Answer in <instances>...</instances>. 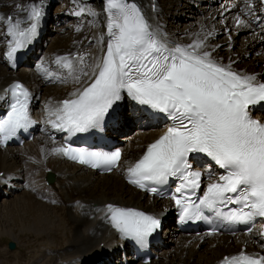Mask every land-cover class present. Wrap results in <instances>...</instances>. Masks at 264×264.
I'll use <instances>...</instances> for the list:
<instances>
[{"label":"snow or ice","instance_id":"snow-or-ice-1","mask_svg":"<svg viewBox=\"0 0 264 264\" xmlns=\"http://www.w3.org/2000/svg\"><path fill=\"white\" fill-rule=\"evenodd\" d=\"M25 11L23 20L0 17V21L6 20L7 35L11 37L6 53L10 61L36 38L44 16L40 4H31ZM85 11L82 7L77 14ZM104 11L108 41L103 55L91 64L83 54L55 60L76 83L83 77L89 82L72 92L69 99L59 101L54 109L49 108V116L54 117L49 119L52 127L71 136L99 128L105 117L119 122L122 116L117 102L126 93L138 104L166 114L172 122L127 167L130 184L156 193V185L177 178L180 183L175 192L179 195L173 194L171 199L185 220L208 219L205 210L229 224L264 218V122L250 113V106L264 103V82H258L256 75L233 70L231 63L224 65L215 60L205 50L206 37L188 45H169L131 0H105ZM236 23L248 26L239 16ZM41 71L49 78L54 75L43 66ZM5 92L10 94L11 103L0 116V145L33 123L29 89L15 82ZM51 153L108 172L119 166L122 156L119 150L91 151L71 146L54 147ZM199 154L211 158L224 172L218 177L209 174L211 182L203 196L194 200L203 175L193 166ZM230 204L238 207L223 211ZM106 213L122 237L141 244L161 228L160 218L137 209L108 204ZM215 234V228L208 233ZM221 264H264V255L241 250L237 255L225 256Z\"/></svg>","mask_w":264,"mask_h":264},{"label":"bare ground","instance_id":"bare-ground-1","mask_svg":"<svg viewBox=\"0 0 264 264\" xmlns=\"http://www.w3.org/2000/svg\"><path fill=\"white\" fill-rule=\"evenodd\" d=\"M3 1V4L8 2L7 0H0V6H2ZM74 1L77 2L78 7L87 9V11L83 13L88 15V18L76 21L75 29H77L76 31L78 34H75V42L68 49L64 48L61 52L57 51L59 53L57 57L73 56L77 50L79 54L85 55L87 62L91 64L94 58L103 55L108 41L106 29L107 14L104 11L105 0ZM150 1H152V3L149 2L151 3L150 5L145 3L143 6L157 17V22L151 21L152 29L159 33L160 37L165 42L169 43V45H188L193 43L196 39H205L206 37L205 50L210 51L215 60L224 65L231 63L233 70L243 74L256 75L258 82L264 81L253 69H248L244 65L236 64L234 60L230 58L233 52L231 48H229V55L220 57L219 50L217 49L216 51H218V53H215L209 40L212 35H217L219 31L213 25L215 24L214 20L216 18H220L221 23L228 22V25L230 23L236 28L242 27L237 26L236 23V17L239 16L242 20L247 22L248 26L243 27V31H249V33H251V47L254 50L264 53V41L262 36L264 35V0H227L221 5L215 0H176L177 3H173L170 6L159 4L158 1L160 0ZM10 2L12 3V10H10L9 6H2L0 8V15L2 17L6 18L12 15L14 19L23 20L27 15L25 9L29 7L23 10L21 9L34 3L40 4L44 10V16L40 22L38 35L27 47L21 50L25 53H29L28 59L31 61L30 58L36 57L39 49L45 45L44 42L46 39L43 40L44 33L48 34L50 32L47 28V22L50 20L48 17V9L52 0H21L20 2ZM249 3L251 7H249ZM163 7L165 10H163ZM172 15H176L174 17L176 25L186 22L185 16L186 19L187 16L196 19L194 23L190 21L186 24L187 28L183 33H187L190 30L188 34H185L188 36L187 38H177L172 35L176 32H171L172 34H170L166 32V28L160 27V24ZM98 16L102 19L100 20L102 22L97 23L96 18ZM61 20L62 19L58 21L57 26H59ZM0 24V30H2L0 33V43L1 47L4 46L3 50L5 51L3 56L4 65H2L9 71L4 72L3 68L0 66V116L10 103V95L5 92V89L15 82H20L28 86L31 92L32 99L30 111L33 114V119L38 125L33 141H27L23 146L7 148L0 146V201L2 199L8 201L9 198L14 197V200H11L12 208H15L18 212H23V217L26 213L31 215L33 221L31 227L41 229L40 236H46V234L54 230L52 227L48 229V223L50 225L51 222H49V220L55 222L53 221V215H50L51 211L59 216L63 214L61 217L68 219L72 236L67 233L68 231L64 233V239H68V241H66V247L64 246V249L62 247L61 249H54L41 246L40 254L33 260V264H123L119 256H121V252L131 249L130 243L127 238L122 237L121 234L112 227L107 218L106 206L108 204H113L118 207L137 209L145 213L169 211V215L167 216L169 218H167V220L170 219L172 214V206L169 200H165L162 203H157L155 200H152L145 204L142 200L144 194L132 188L125 180L127 167L133 164L134 161L146 151L149 144L160 137V131L155 134L156 131L153 128L150 117L146 115L151 109L146 105H140L133 101L126 93L122 94L124 98L117 103L122 107L120 114L123 121L120 119L117 125L114 124L112 126L113 130H111V134L116 135L117 133L125 131V123L130 119L125 117L124 114L126 111H124L123 108L129 106V110L132 112L127 115V117L132 119L137 117L136 111H138L141 114V116L138 117L148 119L146 120L147 122L140 126L143 127L144 131L141 133V136H144L145 139L140 144L128 143L129 145L125 148L123 158L117 170L113 173L104 176H92L90 172V175H85L81 173L85 168L77 165L75 166L77 169L75 174L81 177L80 179L78 178L79 180L77 177L73 178V172H66L65 170L67 167L65 168L62 166V163L65 161L64 156L51 153L52 148L64 146L63 139L65 138V132L53 128L49 123L50 118L54 119V117L49 116V108L51 107L54 109L59 101L69 99L72 92L86 86L89 82L88 78L83 77L79 83H76L71 76H68L66 70H60L57 64H48L46 62L47 64L43 65L42 60L34 64L38 66V70H35L31 74L27 75L26 72H16L11 65L12 61L8 60L6 55L8 42L11 39V37L7 35L8 25L7 22L4 23L3 21H0ZM218 25L217 23V26ZM26 26L27 24H22V27ZM219 26L221 27V25ZM224 27L226 28V26ZM240 30L242 29L240 28L239 31ZM252 32H254V34H252ZM209 33H211V35H208ZM218 46L220 49L225 48H223L222 44ZM225 49H227V47ZM227 51L228 50H224V52ZM42 66L54 75L49 78L41 71ZM51 66L56 68L52 69L53 67ZM240 67L245 68V70ZM45 82L58 83L59 85L56 92L50 90V93H52L51 97H47L50 96L47 95V93H45L47 96H41L40 94L41 87ZM60 88H65V90H59ZM134 110L135 113H133ZM258 116L263 115L258 113ZM122 138L123 137H120L119 139ZM50 171L57 176L55 182L52 184H48L46 179ZM116 172H119L120 177L111 180L110 176ZM102 177L104 181L98 179ZM40 193H44L47 197L45 201L46 204L38 200L37 195ZM148 198L151 199V197ZM10 214H12V212ZM56 221L59 222V219H56ZM58 229L60 228L57 226L56 230ZM165 231V247H159V251H162V256L168 262L162 264H221L226 254H234L241 252V250H261V247H264V245H262L263 238L260 234V229H256L251 236L241 234L235 237L213 235L212 238L214 239H210V241L206 239L205 242L202 241L200 244V238H207L208 235L198 238L194 235L185 237L177 233V229L172 227L166 228ZM177 235L180 236L178 242H176ZM174 242L176 244L174 246L171 245ZM203 243H207V247L205 248L210 250L208 251L210 255L204 256V254H200L204 257L196 260L197 254L201 253V251L196 250V246L199 245L198 247L201 248ZM245 244L247 245L246 247ZM189 246H192V249L186 252L185 249ZM113 258H117V260H114L112 263L111 260ZM129 259L133 260L134 258L130 257ZM152 262L153 261L150 263L152 264Z\"/></svg>","mask_w":264,"mask_h":264},{"label":"rangeland","instance_id":"rangeland-1","mask_svg":"<svg viewBox=\"0 0 264 264\" xmlns=\"http://www.w3.org/2000/svg\"><path fill=\"white\" fill-rule=\"evenodd\" d=\"M7 1L8 2H6L5 4H3L4 3V1H3L2 6H9L10 10H12L11 9L12 3L10 1L20 2L21 0H7ZM22 1H24V0H22ZM139 1L141 3L140 8L143 12V15L146 16L147 15L146 10L144 9V7H142L141 0H139ZM142 1L143 2L145 1L143 3V5L145 3H147V5H150L152 3V1H150V0H148V1L142 0ZM149 2H151V3H149ZM160 2L164 6H170L173 3H177L176 0H160V1H158L159 4H160ZM30 5L31 4L25 6L21 10L29 7ZM180 6H181V4H180ZM77 8H79V7L77 5V2H75L74 0H54V2L50 5L49 12H48V15L51 17V20H49V22H48V29L51 30V33L44 35V39H47L48 42L47 43L44 42L45 45L41 48V50L39 52L40 53L39 58H35L34 60L38 61L39 59H42L44 61L43 62L44 64H47V63L53 64L55 62L57 56H59L58 52H61L62 49H64V48L68 49L75 42V40H76L75 34L77 33V31H76L77 29H75L76 28L75 24H76V21H78V19L80 18V17H75V14H74V9H77ZM165 8H167V7H165ZM4 9H5V7H4ZM163 10H165L164 7H163ZM19 12H21V11H19ZM82 16H83V18L86 17L85 15H82ZM175 16L176 15H172L170 18H168L166 21H164L162 24H160V27L166 28V32H169L170 34H172L171 32H173V33L176 32L175 34L177 36L175 34H172V35L176 36L177 38H180V37L187 38L188 36L185 34H188L190 32V30L187 33H183V32H185V30L187 28L186 24H188L190 21H193V23H194L196 19L191 18V17L189 18L188 16L186 19V16H185L186 22H184L180 25H176L175 20H174ZM0 17H2V16L0 15ZM60 19H62V20L60 21L59 26L56 27L57 21H59ZM146 19L148 20L149 18L146 17ZM151 20H156V17L154 15H153V17L151 16ZM3 22L6 23L5 20ZM214 22H215V24H213L214 27L216 29H218L219 31H218L217 35H214V36L212 35L209 40H210V44L212 45V48L215 50V53L216 52L218 53V51H216L218 49L220 52L219 56L223 57L224 55L230 54L229 48H231V50H233V52L231 53L232 55L230 58L233 59L236 64H241V65H244L248 69H253V71H255V73H258V75L262 79H264V53L257 51V50H254L251 47L252 44H251L250 39H252V36L249 35L250 34L249 31H245V30L243 31V29H244L243 27H236L235 28L230 23L228 25V22H225V23L222 22L221 23L220 18H216L214 20ZM217 23L219 25H221V27L219 25L217 26ZM167 25L170 27H168ZM224 26H226L227 29ZM60 27H63V28H60ZM240 28L242 30L239 31ZM1 32H2V30H0V33ZM252 34H254V32H252ZM0 41H1V39H0ZM263 41H264V37H263ZM219 44H222L223 48L227 47V49H225V48L220 49V47L218 46ZM3 49H4V46L1 47V43H0V61H1L0 66L3 68L4 72H6L8 70L5 69V67H3L4 63H3V59H1L2 53L4 51ZM224 50H228V51L224 52ZM51 67H53V66H51ZM240 68L245 70V68H242V67H240ZM28 69L34 70L35 65L23 64L18 69V72L21 73V72H23V70H28ZM253 71H251V72H253ZM48 86H51V85L50 84H45V86L43 85L41 95H43V93H44L43 91H45L44 89L48 88ZM61 89L62 88H60L59 90H61ZM50 90H52L53 92H56L58 90V88H55L53 86V87L47 89L45 91V93H47V95H50V96L45 95V93H44V96L51 97L52 93H50ZM62 90H65V88H63ZM141 121H143V120L142 119L141 120L132 119L130 121H127L128 125L125 128V132L120 134V136H124L126 138V139L125 138L123 139L124 143L122 144V147H124V149L129 145L128 144L129 142H131L133 144H140L145 139L144 136H141V133H143V130L140 127ZM137 123H138V126H137ZM154 127H156L157 131L161 130V127H157V126H154ZM62 164H63L62 166H64L65 168L67 167L65 170L66 172H71V171L73 172L72 173L73 178L77 177V179L78 178L80 179L81 176L80 175L78 176L77 174H75V172L77 170L76 168L72 167V165L68 164L67 162H63ZM81 173L85 174V175H90V172H88V171L87 172L83 171ZM93 175L97 176V175L92 173V176ZM110 177H111V180H113V179L119 178L120 174H119V172H116ZM98 179L99 180L102 179L104 181L103 177L98 178ZM13 198L14 197L9 198L8 201H4L3 199L0 201V264H33V260L36 259V257H38L40 254L41 246H47V247H51L54 249H57V248L61 249V247L63 248L64 246L66 247V245H67L66 241H68V239L67 238L64 239V237H65L64 233L68 231L67 233L70 236H72V231L70 230V225L68 223V219L61 217L63 214H61L59 216V215H56L55 213H53L51 211L52 213L50 212V215H53V221H55V222H52V220H49V222L51 221L52 224H51V222H50V225L48 223V229H50L52 227L54 230L51 231V233L46 234V236L45 235L40 236L39 234L41 232V229H36V228L31 227L32 222H33L32 216L28 215V213H26L23 217V212H21V211L18 212V211H16L15 208H12L11 200H14ZM37 198L40 202L46 204L45 201L47 200V197L45 196L44 193L38 194ZM142 200L145 204L150 202L148 197L143 196ZM11 212H12V214H10ZM25 217H27V218H25ZM56 219H59L60 223L57 222ZM58 223L60 224V226ZM57 226L60 229L56 230ZM179 237L180 236L176 237V240H177L176 242H178ZM11 240L16 243V249L15 250H11L8 247V243ZM175 244L176 243L174 242L171 245L174 246ZM202 245L203 246L201 248L196 246V250L201 251V253H198L199 255L197 254L196 260H199L200 258H202L204 256L210 255V253L208 252L210 250H207V248H205V247H207L206 246L207 243H203ZM47 247H45V248H47ZM191 249H192V246H189L185 250H186V252H189ZM204 252H207V253H204ZM200 254H204V256H201ZM159 255H160V257L158 259H154L152 264H162V263L168 262L162 256L161 251H160ZM133 264H140V262L139 263L138 262L133 263Z\"/></svg>","mask_w":264,"mask_h":264},{"label":"water","instance_id":"water-1","mask_svg":"<svg viewBox=\"0 0 264 264\" xmlns=\"http://www.w3.org/2000/svg\"><path fill=\"white\" fill-rule=\"evenodd\" d=\"M50 181L51 182L54 181V177L53 176L50 177ZM9 246H10L11 249H14L15 248V243L14 242H10Z\"/></svg>","mask_w":264,"mask_h":264}]
</instances>
